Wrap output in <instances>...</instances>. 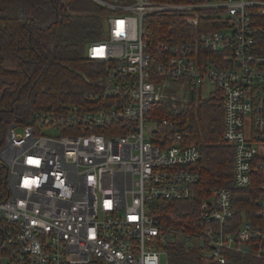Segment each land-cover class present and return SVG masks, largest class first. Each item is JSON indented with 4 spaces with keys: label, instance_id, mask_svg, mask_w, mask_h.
I'll list each match as a JSON object with an SVG mask.
<instances>
[{
    "label": "built area",
    "instance_id": "2783aa9c",
    "mask_svg": "<svg viewBox=\"0 0 264 264\" xmlns=\"http://www.w3.org/2000/svg\"><path fill=\"white\" fill-rule=\"evenodd\" d=\"M94 1L106 9V37L87 54L104 73L85 102L10 124L0 148V264H169L164 244L176 239L209 243L222 263L225 249L264 259V0ZM170 16L185 31L154 32ZM207 85L223 93L235 185L261 172L259 210L236 226L232 190L213 188L200 231L187 232L162 224L152 202L193 195L202 150L154 110L178 107L173 86L198 95ZM147 119L157 120L149 135Z\"/></svg>",
    "mask_w": 264,
    "mask_h": 264
},
{
    "label": "trees",
    "instance_id": "16d2710c",
    "mask_svg": "<svg viewBox=\"0 0 264 264\" xmlns=\"http://www.w3.org/2000/svg\"><path fill=\"white\" fill-rule=\"evenodd\" d=\"M106 9L94 0H0V148L12 123H30L37 112L83 103L84 91L94 87L104 73V62L90 58L88 46L106 37ZM174 24L185 31V23L174 16L158 18L154 32ZM172 116L189 134L187 142L200 145V180L187 199H155L151 213L162 224L187 232L201 229L199 206L213 188L233 192L234 223L243 215L254 218L259 210L261 172L254 182L234 183V149L225 143L223 93L206 96L191 92L182 108L161 105L154 110ZM99 130V129H98ZM163 131V130H162ZM7 166L0 153V188L6 185ZM169 264H264L255 254L225 249L224 263L209 257L211 245L185 244L176 239L164 244Z\"/></svg>",
    "mask_w": 264,
    "mask_h": 264
},
{
    "label": "rangeland",
    "instance_id": "374dc122",
    "mask_svg": "<svg viewBox=\"0 0 264 264\" xmlns=\"http://www.w3.org/2000/svg\"><path fill=\"white\" fill-rule=\"evenodd\" d=\"M226 30H228V29H226ZM186 88H188V86ZM213 88H215V87H213L211 85H207V86H205V88L202 91L203 94L202 93L201 94L203 96L208 95L211 91H213ZM170 95L175 96V100L173 102L177 103V106H178L177 108H182L183 106L185 107L186 104L190 100L189 92L187 91V89H184V87L173 86V88L171 89ZM167 104L171 105V107H173L170 102H167ZM164 105H166V103ZM156 124H157V120H149V119H147V121H146L147 135H149V133H150V131H148L149 128H151V126L153 127ZM19 130H21V128H19ZM43 132L55 135V134H60L62 131H59L57 129L44 128ZM164 262H165V259H164ZM3 264H8V259H5Z\"/></svg>",
    "mask_w": 264,
    "mask_h": 264
}]
</instances>
